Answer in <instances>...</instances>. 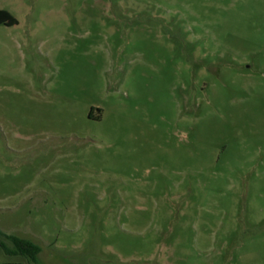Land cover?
<instances>
[{
  "label": "rangeland",
  "instance_id": "rangeland-1",
  "mask_svg": "<svg viewBox=\"0 0 264 264\" xmlns=\"http://www.w3.org/2000/svg\"><path fill=\"white\" fill-rule=\"evenodd\" d=\"M0 9V264H264V0Z\"/></svg>",
  "mask_w": 264,
  "mask_h": 264
},
{
  "label": "trees",
  "instance_id": "trees-1",
  "mask_svg": "<svg viewBox=\"0 0 264 264\" xmlns=\"http://www.w3.org/2000/svg\"><path fill=\"white\" fill-rule=\"evenodd\" d=\"M16 19L6 10L0 9V25L12 26L16 24ZM91 116V114H89ZM12 241L14 248L6 249L5 252L9 255H19L21 257L27 258L30 261H35L38 254L40 253V247L33 242L21 239L16 236H8ZM1 264H22L19 261H7Z\"/></svg>",
  "mask_w": 264,
  "mask_h": 264
}]
</instances>
